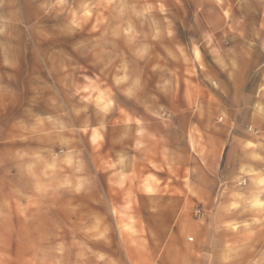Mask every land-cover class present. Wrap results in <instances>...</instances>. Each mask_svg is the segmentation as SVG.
I'll use <instances>...</instances> for the list:
<instances>
[{
	"label": "clouds",
	"instance_id": "9594fccd",
	"mask_svg": "<svg viewBox=\"0 0 264 264\" xmlns=\"http://www.w3.org/2000/svg\"><path fill=\"white\" fill-rule=\"evenodd\" d=\"M0 264H264V0H0Z\"/></svg>",
	"mask_w": 264,
	"mask_h": 264
}]
</instances>
